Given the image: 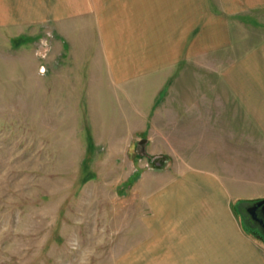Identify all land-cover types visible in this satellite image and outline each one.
<instances>
[{
    "label": "rangeland",
    "instance_id": "obj_1",
    "mask_svg": "<svg viewBox=\"0 0 264 264\" xmlns=\"http://www.w3.org/2000/svg\"><path fill=\"white\" fill-rule=\"evenodd\" d=\"M49 4L62 18L18 25L0 40V264H140L148 207L137 181L172 160L173 172L186 169L194 156L201 165L222 158L235 208L264 243L245 213L264 199V0ZM108 33L124 41L125 79L149 82L140 93L116 80ZM141 60L145 70L132 76L128 65ZM224 81L241 87V135L186 136L182 119L179 151L165 149L154 113L170 111L167 98L184 108L185 97ZM125 94L139 119L127 118Z\"/></svg>",
    "mask_w": 264,
    "mask_h": 264
},
{
    "label": "crops",
    "instance_id": "obj_2",
    "mask_svg": "<svg viewBox=\"0 0 264 264\" xmlns=\"http://www.w3.org/2000/svg\"><path fill=\"white\" fill-rule=\"evenodd\" d=\"M45 1L43 4L42 0H0V40H5L10 31L17 30L18 25L62 18L51 14L49 0ZM104 36L105 46L113 57L109 62L116 80L125 81L122 87L137 88L140 93V89H145L149 82L125 79L124 41L119 40L118 34ZM132 63L128 65L131 75L139 77L146 63L142 60ZM126 71L130 73L129 69ZM151 83L149 86L156 88L165 85L160 81ZM238 85L235 81H224L216 92H206L208 94L201 97H185L184 108L178 106L181 101L177 96L168 97L170 111L154 113L156 134L169 137L163 139L164 148L179 151L176 138L180 135L178 124L182 119H185L187 127L186 136H240V106L237 108L240 96H237L236 89L241 87ZM158 92L161 93L160 90ZM127 93L129 97L130 90ZM128 97L125 94L126 116L139 119L138 109L136 106L131 109L134 101ZM214 142V149H224L220 141ZM227 143L235 146L236 139L229 138ZM194 157L192 164L179 172H173L172 160L169 168L159 174L146 175L143 172L139 177L137 197L146 201L148 207V212L139 217L140 224L148 231V240L138 246L140 264H264V243L244 226L235 208L238 198L231 196L219 170L222 158L217 156L216 160L201 165L200 159ZM162 161L157 159L155 162L160 165Z\"/></svg>",
    "mask_w": 264,
    "mask_h": 264
},
{
    "label": "flooded vegetation",
    "instance_id": "obj_3",
    "mask_svg": "<svg viewBox=\"0 0 264 264\" xmlns=\"http://www.w3.org/2000/svg\"><path fill=\"white\" fill-rule=\"evenodd\" d=\"M252 205V204H251ZM251 205H247L246 207H245V213H246V216H247V219L249 220V223H250V226L253 228H255L256 229V232L258 233V229H259V231L261 232V233H259V234H261L263 237H264V223H261L260 221H259V219L258 218H260V217H263L264 215H263V213H262V211H261V208L259 207V208H257V217L258 218H254L252 215H251V213L248 211V208L251 206Z\"/></svg>",
    "mask_w": 264,
    "mask_h": 264
},
{
    "label": "water",
    "instance_id": "obj_4",
    "mask_svg": "<svg viewBox=\"0 0 264 264\" xmlns=\"http://www.w3.org/2000/svg\"><path fill=\"white\" fill-rule=\"evenodd\" d=\"M145 140V139H143ZM261 208V211L264 215V199H261V200H258L256 201L255 203H253L249 208H248V211L251 213V215L254 217V218H258L257 217V208ZM259 221L261 223H264V216L263 217H260L258 218Z\"/></svg>",
    "mask_w": 264,
    "mask_h": 264
}]
</instances>
